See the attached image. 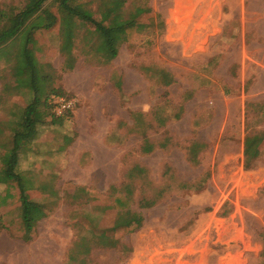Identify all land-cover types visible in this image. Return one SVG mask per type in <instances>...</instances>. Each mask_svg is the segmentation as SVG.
Listing matches in <instances>:
<instances>
[{"label": "rangeland", "instance_id": "374dc122", "mask_svg": "<svg viewBox=\"0 0 264 264\" xmlns=\"http://www.w3.org/2000/svg\"><path fill=\"white\" fill-rule=\"evenodd\" d=\"M137 7L149 8L143 26L108 62L79 34L68 69L59 25L35 33L52 87L74 105L21 155L27 194L47 211L30 239L18 185L0 183V264H264V0H128L125 14ZM15 50L0 55V153L33 97L16 86ZM165 70L176 78L169 93ZM189 89L185 117L165 121ZM159 101L169 111L149 139L120 124ZM245 131L262 137L249 166Z\"/></svg>", "mask_w": 264, "mask_h": 264}, {"label": "trees", "instance_id": "16d2710c", "mask_svg": "<svg viewBox=\"0 0 264 264\" xmlns=\"http://www.w3.org/2000/svg\"><path fill=\"white\" fill-rule=\"evenodd\" d=\"M128 0H101V17L91 7L94 0H19L0 7V55L9 47L16 46L12 55L13 75L17 88H26L33 93L32 99L21 110V117L13 128L11 143L0 153V183H15L20 190L22 225L25 239H30L36 224L47 216L42 203L29 197L26 179L21 173L20 159L24 152L31 150L39 128L49 116L56 122L53 99L62 95L60 89L52 87L55 79L54 69L49 63H42L36 57L35 33L49 30L59 25L62 37L61 51L66 55L64 66L73 68L76 61V40L80 34L84 45L102 58V62L113 60L120 46L128 38V32L143 25L138 17L149 8L137 7L125 14ZM57 4V11L51 5ZM47 68H51L47 70ZM165 85L174 81L167 70ZM260 137L250 134L244 141L246 166L260 154ZM7 196H11L7 193ZM130 221L125 223L129 225ZM118 224H121L120 222ZM117 224V226H119ZM264 258V250L262 252Z\"/></svg>", "mask_w": 264, "mask_h": 264}, {"label": "crops", "instance_id": "0c3cea01", "mask_svg": "<svg viewBox=\"0 0 264 264\" xmlns=\"http://www.w3.org/2000/svg\"><path fill=\"white\" fill-rule=\"evenodd\" d=\"M171 74H172V76L174 75L172 72H171ZM175 79L176 78L174 75V81L172 83H170L169 85L164 86L166 92L169 93V91H170L169 88L176 82ZM222 90H223V93L227 94V95L239 94L238 89H232V90L222 89ZM196 92H197L196 89L195 90L189 89L188 91H186L188 101L183 105L184 107H183L182 112L180 114L174 115L170 118L167 117L168 120L165 119V121H168V123H169L173 119H175V120L183 119L185 117V115L187 114V109L185 110V106L187 103L189 104V102H191L195 98ZM170 98H172V97H170ZM168 106L169 105H167V106L163 105L162 101H159V102L155 103V106H152L150 109H147V110H145V109H142V110L141 109H131L130 110V117H129L131 119V121L129 120L130 124L127 123L126 121H120V124L127 126L128 127L127 131L129 133L141 135L143 140H147V139H149L147 135L151 130L154 129V124L156 123V124L160 125L159 119H164V117L159 118V115L162 113L168 114V111H169ZM193 119H215V116L213 115V117L212 116L211 117H204L201 114H197ZM244 122H245V119H244ZM165 124H166V122H165ZM195 124L200 126L201 122L199 120H196ZM222 132H223V134L221 137H223V136L230 137L231 136L230 138H234V139L239 138V136L235 137L233 135L224 134L226 132V130H224ZM247 136L248 135L246 134V131H245L242 134L241 139L243 141H245ZM243 146H244V143H243ZM153 147H154L153 144H149V143L145 144V148H147L146 149L147 151L151 150ZM243 153H244V147H243Z\"/></svg>", "mask_w": 264, "mask_h": 264}, {"label": "built area", "instance_id": "2783aa9c", "mask_svg": "<svg viewBox=\"0 0 264 264\" xmlns=\"http://www.w3.org/2000/svg\"><path fill=\"white\" fill-rule=\"evenodd\" d=\"M54 111L61 115L64 114L68 109L72 108L74 105L73 99H67L62 95H57L54 97Z\"/></svg>", "mask_w": 264, "mask_h": 264}]
</instances>
